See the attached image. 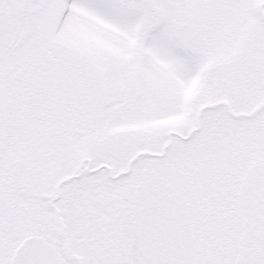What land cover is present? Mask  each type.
<instances>
[{
    "label": "snow or ice",
    "instance_id": "6c2138e0",
    "mask_svg": "<svg viewBox=\"0 0 264 264\" xmlns=\"http://www.w3.org/2000/svg\"><path fill=\"white\" fill-rule=\"evenodd\" d=\"M0 264H264V0H0Z\"/></svg>",
    "mask_w": 264,
    "mask_h": 264
}]
</instances>
